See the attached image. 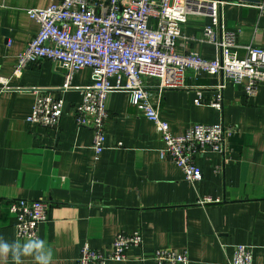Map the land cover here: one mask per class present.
<instances>
[{
  "label": "crops",
  "instance_id": "crops-1",
  "mask_svg": "<svg viewBox=\"0 0 264 264\" xmlns=\"http://www.w3.org/2000/svg\"><path fill=\"white\" fill-rule=\"evenodd\" d=\"M59 0H0V241L8 244L43 240L49 264H77L85 241L110 252L119 232L140 230L143 246L131 247L125 260L108 264H158V248L186 252V264H228L236 244L253 248L254 264H264V82L253 96L225 80L223 108L209 106L222 75L188 70L185 87L165 89L160 96L161 117L174 134L195 122L219 123L232 128L223 152L196 153L203 175L191 183L176 164L161 156L164 141L154 123L130 102L127 90L108 97L106 148L95 157L93 130L78 126L75 108L82 99L77 89L62 90L64 70L41 59L20 76L13 74L17 56L39 31L29 10ZM217 31H236L240 55L244 45L264 47V10L257 0H224ZM245 2L251 3L247 4ZM206 16L191 15L182 26L177 51L216 56V46L202 40L210 24ZM94 82L90 69L78 71L75 86ZM154 100L156 78L145 79ZM33 87L64 99L59 127L28 121L34 103ZM204 93L197 105L196 92ZM213 200L203 203V198ZM15 198L50 203L49 220L40 225L38 239L17 238ZM0 264H39L36 253L14 260L10 250L0 253ZM168 264V263H165ZM183 264V263H181Z\"/></svg>",
  "mask_w": 264,
  "mask_h": 264
},
{
  "label": "built area",
  "instance_id": "built-area-1",
  "mask_svg": "<svg viewBox=\"0 0 264 264\" xmlns=\"http://www.w3.org/2000/svg\"><path fill=\"white\" fill-rule=\"evenodd\" d=\"M224 0H59L44 7L32 8L30 16L39 24L36 36L19 52L13 74L20 76L31 64L48 59L64 70L62 90L77 89L82 99L75 108L78 126L93 130L92 148L96 158L106 148L107 101L113 90L123 89L130 102L151 120L165 143L161 156L171 160L195 183L203 172L196 162V153L209 149L223 152L227 134L232 128L222 122H195L181 134H174L170 124L161 117L160 96L165 89L185 87L188 70L195 73L220 74L224 81L216 86L209 106L223 108L225 80L242 86L247 96H253L264 82V47L249 43L240 55L236 31L221 30V7ZM247 4H251L245 2ZM264 10V0L254 2ZM210 18L202 30V40L216 46V56L206 58L192 51H177L182 26L189 16ZM90 69L94 82L88 86L72 84L74 75ZM159 80V98L154 100L145 79ZM8 80L0 94L9 88ZM34 103L28 121L49 128H58L63 114L64 99L47 90L33 87ZM195 104H204L203 90L196 92ZM213 200L203 198V203ZM15 215L17 238L38 239L40 225L49 218L50 203L42 199L15 198L10 202ZM140 230L119 232L105 253L85 241L77 264H108L111 260L127 258L131 247H142ZM152 259L158 264H186V252L158 248ZM228 264H254L253 248L236 244Z\"/></svg>",
  "mask_w": 264,
  "mask_h": 264
},
{
  "label": "clouds",
  "instance_id": "clouds-1",
  "mask_svg": "<svg viewBox=\"0 0 264 264\" xmlns=\"http://www.w3.org/2000/svg\"><path fill=\"white\" fill-rule=\"evenodd\" d=\"M44 247L43 240L28 241L22 247L19 243L8 244L7 242L0 241V253L7 254L10 250L13 253V258L19 261L20 255L22 253H36V259L39 264H49L51 259V252L48 251L47 254H43L41 250Z\"/></svg>",
  "mask_w": 264,
  "mask_h": 264
}]
</instances>
